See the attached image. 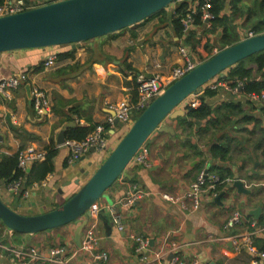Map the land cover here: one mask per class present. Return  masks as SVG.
<instances>
[{
    "label": "crops",
    "instance_id": "crops-1",
    "mask_svg": "<svg viewBox=\"0 0 264 264\" xmlns=\"http://www.w3.org/2000/svg\"><path fill=\"white\" fill-rule=\"evenodd\" d=\"M16 1L35 7L48 0ZM175 7L176 4H172L166 9V15L149 17L116 33L80 43L75 49L65 45L0 54V79L28 75L27 81L9 91V97L0 95V164L28 147L43 150L47 155L54 154L50 159L46 156L44 161L32 164L30 171L27 168L23 171L18 166L24 172L23 187L29 192L27 197L22 193H10L7 180L0 178V197L7 206L23 215H38L62 205L104 160L90 153L76 164L69 165L67 148L56 143L62 130L65 129L68 135L80 128L89 134L105 120L109 104L124 99L134 103L137 78H147L156 72L169 77L175 68L185 65L180 47L186 48L197 65L221 50L222 28L214 29L213 21L204 19L199 12L190 16L191 21L184 26V35L177 37L169 21ZM230 13L226 5L224 14ZM243 21V17L234 21L239 42L248 35L243 29ZM71 50H75L73 58H58L61 53ZM52 54L57 56L55 68L46 70L44 63ZM221 79L226 85L216 96L207 99L210 106L216 108L231 102L245 105L246 96L242 92L233 93L230 82ZM27 87L31 89L30 97ZM34 90L43 91L49 100V108L41 116L33 107ZM190 101H184L177 109L185 112L183 117L187 116ZM256 105L257 110H250L248 106L245 110L258 122L245 125L241 115H234L231 116L233 127L230 131L235 132H219L221 136L235 139L231 152L223 159L213 158L208 145L216 138L217 130L211 128L200 137L198 127L205 125L204 122H197V126L184 130L179 125V119L183 117L166 119L162 126L172 128L174 132L156 131L147 140L148 166L130 163L113 189L97 203L98 215L89 218L81 234L82 239L88 227L95 225L98 248L93 252L81 251L74 242L76 223L20 236L5 227L0 236V264H18L19 261L54 264L47 259L52 250L60 246L67 249L62 257L66 264H103L95 257L99 253L108 254L106 264H171L172 243L180 246L176 254L184 264H264V259L250 252L246 243H240L236 248L232 242L233 235H248L256 251L264 252V150L255 148L257 135L249 146L240 144L245 134L236 133L239 130L250 132L255 124L264 130V115L260 111L264 104ZM237 119L241 123L235 124ZM134 122H118L113 130L108 131L111 151L129 130L128 125ZM243 148L246 151L240 152ZM46 167H52V171L40 180L41 171ZM204 171L223 184L217 186L215 197L207 195L200 199L197 211L190 212L162 198L164 194L180 197ZM236 176L250 193H239L233 186ZM136 188L144 196L133 205L124 207L121 201ZM219 196L221 198L216 201ZM110 209L122 215L124 231H119L113 223ZM257 209L261 212L256 217L252 212ZM234 211L246 218L243 228L225 230L224 226ZM139 236L148 242L146 262L136 252L134 238ZM31 248L37 249L39 256L44 258L32 260L28 255ZM16 251H22L25 256L18 257ZM157 253H160L158 258Z\"/></svg>",
    "mask_w": 264,
    "mask_h": 264
},
{
    "label": "water",
    "instance_id": "water-1",
    "mask_svg": "<svg viewBox=\"0 0 264 264\" xmlns=\"http://www.w3.org/2000/svg\"><path fill=\"white\" fill-rule=\"evenodd\" d=\"M176 0H62L14 15L0 17V54L29 49H46L101 38L131 27L168 8ZM229 7V6H228ZM264 51V33L246 36L237 44L220 50L209 60L197 65L183 78L171 84L135 120L111 153L88 180L67 201L38 215H23L7 206L0 198V221L8 231L37 234L76 223L74 242L81 246V234L91 217V207L112 190L126 168L150 136L173 129L162 126L168 118L185 116L178 107L199 93L211 80L224 77V72L241 61ZM28 95L31 89L27 87ZM10 121V120H9ZM66 142V130L57 137V145ZM29 163L27 170L30 171ZM79 184V181L77 182ZM233 186L248 194L245 183L236 176ZM221 197L219 196L216 201ZM261 209L252 212L258 216ZM85 220L82 221V219Z\"/></svg>",
    "mask_w": 264,
    "mask_h": 264
},
{
    "label": "built area",
    "instance_id": "built-area-1",
    "mask_svg": "<svg viewBox=\"0 0 264 264\" xmlns=\"http://www.w3.org/2000/svg\"><path fill=\"white\" fill-rule=\"evenodd\" d=\"M58 1L62 0H48V2L50 3ZM178 2L188 3L187 17L183 20L184 25H187L191 21L189 20L190 16L196 12L201 13L203 15V18L210 22L215 18L214 15L210 12V0H178ZM40 6L42 5L28 7L20 1L8 0L0 6V17L22 13ZM248 36L253 37L254 34L248 33ZM179 53L185 60V65L183 67L175 68L169 77H165L160 72H156L147 78H137V97L134 103H131L129 102V100L124 99L116 104H109L107 107L105 120L102 123L97 124L85 139L66 140L64 146L68 150L67 162L69 165L76 164L83 157L89 155L90 153L95 154L97 157H103L104 159H106V157L111 153L110 140L107 136L108 131L113 130L118 122L128 124L133 120L135 121L137 118L136 114L140 115L155 99L161 96L171 84L183 78L190 71L195 69L197 64L189 57L186 48L180 47ZM56 61V55H49L44 63L45 69L48 70L51 68H55ZM156 66L157 68H160V65L157 64ZM27 80L28 75L25 74H20L19 76L2 77L0 79V95L9 97L10 90L16 89L22 82H25ZM224 85H226V83L222 79H220V77H217L207 83L204 88L218 92ZM242 89L243 82L241 81H239L236 86L231 88L232 92L235 94L242 92ZM199 93H197L196 95H192L187 99H191L194 108L198 107L201 104L200 100L196 98ZM32 95L34 110L37 115L41 116L48 110L49 100L46 97V94L41 90H34ZM246 98L256 104L264 102V95L259 96L256 94H250ZM149 155V149L144 145L132 159L131 164L133 163L139 166H148ZM46 156L47 154L45 151L38 150L34 147H28L18 153V166L23 171H25L29 163L34 164L35 162L44 161L46 159ZM214 177L210 176L207 172L204 171L197 178V180L193 184H191L190 188L185 191L180 197L164 194L162 195V198L172 204H179L184 209L189 210L190 212H195L200 208V199L203 196L207 195L215 197L217 195V186L223 184V182L219 181L217 177ZM7 188L8 191L13 194L22 193L24 197H27L29 195V192L24 190L22 178H19L18 180L7 184ZM143 196L144 193L140 190H137L136 188L135 191L129 193V195L121 201V204L124 207L131 206ZM187 201H190L191 204L188 202V205ZM97 203H95L91 207L92 217L98 215ZM110 213L113 223L117 226L119 231H124L122 215L115 209H110ZM245 221L246 218L244 217V215H242L239 211H234L226 222L224 229H241L243 228ZM252 225H255V223L253 222ZM248 238V235H233L232 242L234 246H236V248H239L240 243H246L247 249L250 252H252L254 255H257V258L264 259V252H257L250 239ZM134 240L137 242L136 252L142 256L141 259L143 262L148 261V256L145 254L148 249V242L140 236L135 237ZM170 245L172 246V252L174 254L171 264H184L180 261L178 254H176L178 250H180V246L176 243H172ZM97 248L98 238L96 235V228L94 224H91L86 230L83 238L81 239L80 250L86 253H90ZM66 252V247L60 246L58 247V249L52 250L47 260L54 264H66L67 261L62 259V257L66 255ZM16 255L18 257H24L25 253H23L22 251H16ZM28 255L32 258V260L44 258L39 256V251L35 248L28 249ZM159 256L160 253H157L156 257L158 258ZM95 257L96 259L102 261L103 264H106L109 260V256L107 253H99ZM18 264H28V262L19 261ZM193 264L198 263L195 262Z\"/></svg>",
    "mask_w": 264,
    "mask_h": 264
},
{
    "label": "trees",
    "instance_id": "trees-1",
    "mask_svg": "<svg viewBox=\"0 0 264 264\" xmlns=\"http://www.w3.org/2000/svg\"><path fill=\"white\" fill-rule=\"evenodd\" d=\"M5 1L7 0H0V6L3 5ZM210 3V12L215 17L212 22L213 27L214 29L222 28V36L220 38L221 50L239 42L237 26L234 24V21L237 18L244 17L242 26L245 31H248V33H253L254 35L264 33V0H210ZM175 4L176 7L173 12H171L169 21L173 25L176 36L181 38L185 33L183 20L187 17L188 3H180L176 0ZM226 5L229 6V11L231 12L230 15L224 14ZM166 9L152 15L150 18L166 15ZM74 54L75 50H71L66 53H61L58 58L60 60L67 57L73 58ZM223 78L224 80H228L232 87L236 86L239 81L243 82L242 93L246 97L250 94H256L259 96L264 95V51L248 57L229 68ZM216 94V91L203 88L198 96H196L201 104L194 108L191 101L187 105V116L179 119V125L185 130L197 126V122H204L205 125L198 127V135L200 137H204L206 133L211 131V128L217 130L216 138L212 139L208 145L213 158L223 159L226 154L231 152V145L233 147L235 139L227 137L226 135L221 136L219 132L224 134H226L225 130L227 133L235 132L234 130L230 131L231 126L233 127L231 116L234 115H241V121L245 125L254 121L258 122L255 117L246 113L245 110L246 106H248L250 110H257L258 106L246 98L247 103L245 105L231 102L213 108L210 106L207 99L216 96ZM260 111L264 115V107H262ZM235 121H237L235 124L241 123L238 119ZM255 125V128L250 132L247 130H239L236 133L245 134L240 144L249 146H252L253 139H255V135H257L258 142H255V148H261L264 150V130L257 127V124ZM87 135V130L78 128L70 131L68 135L66 134V140H83ZM214 135L215 134L213 133V136ZM244 151H246L245 148L240 152ZM52 155L54 154L49 153L47 155L48 159H50ZM51 171L52 167L43 168L40 180ZM23 177L24 172L18 168V154L14 158L4 159L2 164H0V178L6 179L7 184L12 183L19 178L23 179ZM3 229L5 230V226L0 222V236L2 235ZM15 234L18 236L22 235L16 232Z\"/></svg>",
    "mask_w": 264,
    "mask_h": 264
},
{
    "label": "rangeland",
    "instance_id": "rangeland-1",
    "mask_svg": "<svg viewBox=\"0 0 264 264\" xmlns=\"http://www.w3.org/2000/svg\"><path fill=\"white\" fill-rule=\"evenodd\" d=\"M249 3H250V2H249ZM170 7H171V5H170ZM243 18H244V17H243ZM243 31H244V30H243ZM244 32H245V31H244ZM226 73H227V71L224 72V76L226 75ZM128 126L131 127L132 125H128ZM154 133H155V132H154ZM154 133H153V134H154ZM153 134H152V135H153ZM152 135H151V136H152ZM151 136H150V137H151ZM0 198H1V197H0ZM1 199H2V198H1Z\"/></svg>",
    "mask_w": 264,
    "mask_h": 264
}]
</instances>
